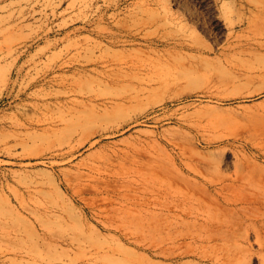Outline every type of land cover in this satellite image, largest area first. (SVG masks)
Masks as SVG:
<instances>
[{
  "label": "rangeland",
  "instance_id": "rangeland-1",
  "mask_svg": "<svg viewBox=\"0 0 264 264\" xmlns=\"http://www.w3.org/2000/svg\"><path fill=\"white\" fill-rule=\"evenodd\" d=\"M256 9L0 0V264H203L188 259L200 174L264 187V149L247 151L264 146Z\"/></svg>",
  "mask_w": 264,
  "mask_h": 264
},
{
  "label": "bare ground",
  "instance_id": "bare-ground-1",
  "mask_svg": "<svg viewBox=\"0 0 264 264\" xmlns=\"http://www.w3.org/2000/svg\"><path fill=\"white\" fill-rule=\"evenodd\" d=\"M22 69L19 64L9 71L5 87L13 71ZM263 149L251 146L248 155L260 156ZM200 176L202 192L188 191V259L203 264H252L257 259L264 264V187L237 171L234 176Z\"/></svg>",
  "mask_w": 264,
  "mask_h": 264
}]
</instances>
